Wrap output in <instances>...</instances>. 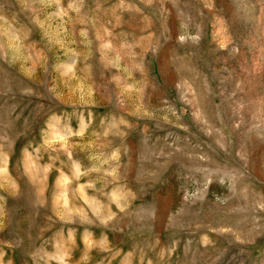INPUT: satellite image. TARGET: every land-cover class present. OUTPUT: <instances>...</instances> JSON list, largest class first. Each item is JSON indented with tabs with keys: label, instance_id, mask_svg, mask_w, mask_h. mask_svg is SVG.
Returning a JSON list of instances; mask_svg holds the SVG:
<instances>
[{
	"label": "rangeland",
	"instance_id": "1",
	"mask_svg": "<svg viewBox=\"0 0 264 264\" xmlns=\"http://www.w3.org/2000/svg\"><path fill=\"white\" fill-rule=\"evenodd\" d=\"M0 264H264V0H0Z\"/></svg>",
	"mask_w": 264,
	"mask_h": 264
}]
</instances>
